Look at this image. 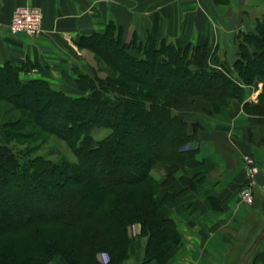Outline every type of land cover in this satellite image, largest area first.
Instances as JSON below:
<instances>
[{"label": "trees", "instance_id": "obj_1", "mask_svg": "<svg viewBox=\"0 0 264 264\" xmlns=\"http://www.w3.org/2000/svg\"><path fill=\"white\" fill-rule=\"evenodd\" d=\"M77 44L107 70L104 78L94 70L78 75V97L43 79L22 81L21 68L9 62L0 66V102L21 112L0 129V245L10 248L16 236L30 242L0 264H48L55 256L61 264H101L95 247L120 260L132 223L148 234L143 263L168 264L180 243L170 217L180 193L175 174L182 170L183 184L196 183L204 162L196 158L198 128L190 131L176 110L202 97L216 111L224 101L243 102L250 86L262 83L257 102H243V109L264 116V25L237 40L231 66L207 44L177 48L151 37L136 57L113 22ZM94 128L109 132L98 139ZM40 133L64 141L75 160L32 156L35 147L26 143ZM159 165L164 174L155 180L151 171ZM76 204L85 207L73 212ZM67 234L78 241L72 245Z\"/></svg>", "mask_w": 264, "mask_h": 264}, {"label": "crops", "instance_id": "obj_2", "mask_svg": "<svg viewBox=\"0 0 264 264\" xmlns=\"http://www.w3.org/2000/svg\"><path fill=\"white\" fill-rule=\"evenodd\" d=\"M192 1L187 0L186 5ZM202 1V9L193 3L192 7L167 10V0H0V66L9 62L21 68L20 78L43 79L57 90L75 93L77 72L86 73L94 64L92 54L77 42L82 36L102 31L110 22L122 25L123 31L132 24L141 32L147 29L143 27L145 17L157 15L153 35L168 38L177 46L208 41L214 48L220 43L211 42L208 32L229 35L240 21L241 30L255 31L244 10L239 16L223 10L216 15L211 11L212 0ZM25 4L42 12V33L37 37L8 31L13 10ZM130 16L134 22H130ZM149 20L148 30L152 32V18ZM235 39L228 47L230 66L235 60ZM260 86L252 101H256ZM230 105L209 115L208 104L197 101L196 107L188 106L190 118L182 117L190 131L192 126L198 128L196 158L204 162L196 183L183 184L182 170L175 174L174 185L180 193L172 216L180 243L168 264H264V123L258 121L259 115L244 112L243 103ZM243 153L253 155L259 166L251 205L238 199V191L246 183Z\"/></svg>", "mask_w": 264, "mask_h": 264}, {"label": "rangeland", "instance_id": "obj_3", "mask_svg": "<svg viewBox=\"0 0 264 264\" xmlns=\"http://www.w3.org/2000/svg\"><path fill=\"white\" fill-rule=\"evenodd\" d=\"M212 2H213V6H211V11L214 12L216 15L219 12L222 13V10H223V11H226V13L229 15L239 16L241 14L242 10H244L246 12L245 17L249 18V20L254 23L255 28H256L257 23L264 25V3H261V5H260L256 0H212ZM186 3H187V0H167L166 7H167V10H171V8H173V9L178 8L179 9V8H182L183 6L184 7L185 6L186 7H188V6L192 7L193 3L195 4L194 5L195 8L198 7L200 9H202V7L204 6L202 0L201 1H199V0L195 1L194 0L192 2H189L188 5H186ZM163 9H165V7ZM205 9H207V8H205ZM123 16H127V14H124ZM150 17L152 18V22H153L152 32L149 31V30H151V25H150L151 23L149 20ZM129 20H130V22L131 21L134 22V17L130 16ZM157 22H158V16L157 15H151L149 17L146 16L145 21H144L145 24H143V27L145 26L147 29L142 30L141 32H139L135 28H133L132 24H130L131 25L130 29L126 30V31H123L122 25L117 24V23L116 24L114 23V24H115L116 28L120 31L121 41L128 46L127 51L136 57H139L142 53V50H138V45L141 44V46L143 48L145 46V44L147 43V39L149 37L156 40L157 42L164 39L167 42H171L177 48L183 47V46H177L175 43H173L174 41L173 42L169 41L168 38L167 39L166 38H157L155 36L156 31L154 28V26ZM240 22H239V25L237 27V30L240 29V27H241ZM149 25H150V27H149ZM148 27L150 28L149 30H148ZM237 30L234 32H231L229 35H227L228 34L227 32H221V31H213V34H211V32H208V34H210V38L212 39L211 42L219 41V42H217V44H219V43L220 44H219V46H216L214 48L212 47V45L210 43H208V41H206L202 44H207L211 51H213V49L216 48V55H215L216 58L218 60H222V59L224 60L225 59L227 61V59L229 58L228 47L232 45V39H235V37H236L238 40L242 36V34L253 33V32H248V31L242 30L240 36L237 37L236 36ZM102 31H97V32H102ZM153 33L155 35H153ZM237 40L235 39V56H236ZM83 49L87 50L89 53L92 54V56H93L92 59H93L94 64H93V66L89 65L90 71H87L86 73L77 72L76 79L78 78V75H80V74H86V75H90L92 77L93 72H96L97 76H99V77H102V78L106 77L107 70L105 69V66L96 59V56L94 55V53L92 51H90L86 48H83ZM92 70H94V71L92 72ZM19 78H20V76H19ZM20 79L22 81H27L30 78L26 77V78H20ZM76 79H75V85H76ZM53 85L58 86V83L54 82ZM259 85H261V86H260V90H259L258 94L261 92L262 83H257V85L255 87L250 86V90L247 92V96L245 97L243 102H251V103L257 102L258 94L256 96V101H252V95H254V93L259 89ZM50 86L53 89H56L51 84H50ZM76 88H77L78 92H75V93H65L64 92V93L67 95L73 96V97H78V96L84 94V92H82L77 87V85H76ZM60 91H62V90H60ZM194 100H195L194 102L186 104V105H184L181 108L176 110V113H178L179 117L190 118L189 116H187V115H190L189 114L190 109L188 106L189 105L192 107L195 106L197 101H200V103H203V104H208V107L210 109L208 111V113H210L209 115H216L219 113V111L222 107H224V106L228 107L231 103L236 102V100L224 101L221 104V107L215 111V109L207 101H205L202 97H196ZM238 102L243 103L240 101H238ZM185 108H187L189 110L187 112L186 111L184 112L183 110H185ZM202 113L205 114V112H202ZM19 114H21L20 111H18L16 109L13 110V108H11L10 105H8L5 102H0V129H1V124L4 121L8 120L11 117L16 118ZM258 119H259L258 121L260 123H262V122L264 123V116H259ZM30 132H33V130H31ZM108 132H109V130L105 129V128H94L92 130V134L94 135L95 138H98V139L103 137L104 135H106ZM6 139L10 143H11V141H15L14 138L11 136L7 137ZM2 141L3 140L1 137V130H0V142H2ZM26 144H29L30 146L35 147V150L33 152H31L32 156L43 155L46 158L51 159L54 162H57V161L62 160V159H65L68 161H74L75 160L74 154L72 153L69 146L64 141H62L59 138H57L53 135H50V134L40 133L37 137H35L33 140L29 141ZM151 174L155 180L160 179L164 174L163 166L161 167V165H159V167L157 166V167L153 168L151 171ZM177 198H178V196L176 197V199ZM176 199H175L173 208L176 206V203H177ZM84 207L85 206H83V205H77L76 204V205H74V207H72V209H73V212H75V211L82 210ZM173 208L170 210V217H171V219H173V221H175L173 216H172ZM49 226L54 227L53 225H49ZM126 234H127V238L130 240V243H127L126 251L122 255L121 259L115 261L112 258V256H113L112 251H108V252L102 251L99 249V247H95L94 248L96 250L95 257L98 260V262H100L101 264H150V263H143V260L145 258V250L147 248L146 243L148 241V234H145V235L141 234L140 225L138 223L128 224L126 226ZM67 235L68 236H66V238H65L66 241H68V239H70L69 238L70 235L69 234H67ZM77 236L78 235L73 236L74 238L70 239V241H73L72 245L75 241H78ZM16 237H13V238L8 240L7 244H9L10 248H7L6 246H4L5 243L2 242V244L0 245V257L2 256V258L10 260V259L14 258L17 254H21L27 248V246L30 244L29 238H26V237H24V238L20 237L19 238V236H16ZM96 238H97V234L94 236V238L91 237V240L92 241H98ZM135 249H137V250H135ZM61 261L62 260L59 256H55L54 258H52L49 261L48 264H61Z\"/></svg>", "mask_w": 264, "mask_h": 264}, {"label": "built area", "instance_id": "obj_4", "mask_svg": "<svg viewBox=\"0 0 264 264\" xmlns=\"http://www.w3.org/2000/svg\"><path fill=\"white\" fill-rule=\"evenodd\" d=\"M8 31L12 35H24L37 37L42 33V12L38 7L28 4L17 6L11 15ZM242 166L246 174V183L238 191V199L241 203L251 205L254 203L255 176L259 166L253 155L243 153ZM264 197V187L261 191Z\"/></svg>", "mask_w": 264, "mask_h": 264}, {"label": "water", "instance_id": "obj_5", "mask_svg": "<svg viewBox=\"0 0 264 264\" xmlns=\"http://www.w3.org/2000/svg\"><path fill=\"white\" fill-rule=\"evenodd\" d=\"M241 31H242L241 29H238V30H237V35H236L237 37H239V36H240V34H241Z\"/></svg>", "mask_w": 264, "mask_h": 264}]
</instances>
